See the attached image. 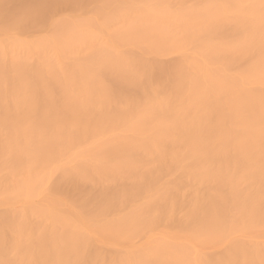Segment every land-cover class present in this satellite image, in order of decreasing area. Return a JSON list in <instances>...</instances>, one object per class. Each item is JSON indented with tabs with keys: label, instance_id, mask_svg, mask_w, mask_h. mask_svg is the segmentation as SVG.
Segmentation results:
<instances>
[{
	"label": "bare ground",
	"instance_id": "bare-ground-1",
	"mask_svg": "<svg viewBox=\"0 0 264 264\" xmlns=\"http://www.w3.org/2000/svg\"><path fill=\"white\" fill-rule=\"evenodd\" d=\"M0 264H264V0H0Z\"/></svg>",
	"mask_w": 264,
	"mask_h": 264
}]
</instances>
